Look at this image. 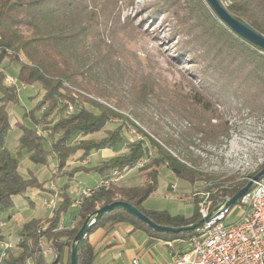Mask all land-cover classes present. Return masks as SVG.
<instances>
[{
  "label": "trees",
  "instance_id": "16d2710c",
  "mask_svg": "<svg viewBox=\"0 0 264 264\" xmlns=\"http://www.w3.org/2000/svg\"><path fill=\"white\" fill-rule=\"evenodd\" d=\"M170 1L164 0V6L169 7L167 16H175L179 29L191 37L188 47L205 58L194 63V76L201 84L199 90L192 85L186 92L181 85L170 87L165 81L133 76L129 66L120 67V60L126 61V53L131 54L129 38L138 32L129 20L121 21L120 0H0V63L7 60L18 64L19 82L38 86L43 92L38 104L15 124L21 135L16 141L17 150H11L8 136L14 125L8 109L18 102L19 93L16 86L6 84L7 71L0 70V222L8 223L11 219L15 197L40 187L36 177L26 178L19 171L25 155L36 165L54 161L58 170L54 178H67L59 187L61 200L47 226L40 228L41 221L35 219L25 223L19 233L18 250L10 254L8 262L70 264L72 244L85 221L98 207L115 201L135 206L160 226L183 227L198 222L202 215L199 201L194 199V213L188 218L143 208L157 192L163 168L190 185L203 183L212 193L211 209L246 185L233 182L214 193V189L227 185L231 179L220 183L215 174L202 169L201 158L189 147L198 135L204 142L229 138L230 129L218 115V106L264 111V50L228 27L206 0H175V5ZM220 1L235 18L264 36V0ZM181 3L185 8L180 9ZM190 51L180 60L193 56L195 52ZM99 99L113 102L117 109H130L137 121L152 130V135ZM153 102L160 110H168L173 119H187L189 127L181 134L163 135V121L145 112ZM70 106L74 107L73 112L69 111ZM25 120L32 127L26 126ZM113 120L122 121L123 125L107 129ZM125 124L141 134V139L130 142L124 135ZM102 132L101 138L84 139ZM123 145L125 152L95 168L79 166L67 170L68 161L74 156L80 155L78 159L83 161L105 149L118 152ZM141 162L143 183L100 187L78 209L71 210L69 189L76 174L94 170L101 180L108 179L115 171L123 173ZM263 180L264 175L259 181ZM253 188L254 185L250 191ZM67 215L73 221L60 228ZM121 223L145 230L153 239L188 240L202 232L199 229L179 234L158 233L126 211L114 210L103 216L87 235L78 264H94L97 259L98 253L89 242L92 233L100 228L112 231ZM42 238L51 246L48 255L40 247Z\"/></svg>",
  "mask_w": 264,
  "mask_h": 264
},
{
  "label": "rangeland",
  "instance_id": "374dc122",
  "mask_svg": "<svg viewBox=\"0 0 264 264\" xmlns=\"http://www.w3.org/2000/svg\"><path fill=\"white\" fill-rule=\"evenodd\" d=\"M182 3L181 7L179 6L180 9L185 8ZM170 4L175 5L178 3L175 0H171ZM119 8L121 9V21L124 23L129 20L138 27L137 34L129 38L128 50H130L131 54L128 56V53H126V61L120 60V67L129 66L133 76L138 75V77H145L148 80H161L163 83L165 81L170 87L175 84L181 85L186 92L192 89V85H195L196 89L199 90L201 84L194 76L197 67L194 63L202 62L205 58L195 48L188 47L187 43L191 37L179 29L180 23L176 21L175 16H167L166 11L169 7L164 6V0H120ZM116 45L118 46L119 43H116ZM191 49L195 52L194 55L189 56L186 60H180L181 56L189 55ZM22 58L24 59L23 56ZM19 69L18 64H12L7 60L0 63V70L7 71L8 76L17 80H19ZM18 88L21 89L18 102L11 104L8 109L13 118V123L14 121H22L25 113L38 104L43 96V92L38 86H26L19 82ZM196 89L195 92L197 91ZM98 101L112 107L117 112L128 117L143 131L151 134L152 130L141 121H137L130 109H117L113 102L103 99H99ZM87 108L97 111L89 106ZM159 108L156 102H153L151 106H146L145 112L157 121H163V135L165 133L181 134V132L189 127L188 122H186L188 121L187 119H173L168 110H160ZM218 111V115L222 121L227 123L230 129L229 138H221L217 142H204L202 141V136L198 135L193 138L194 144H191L189 147V151L201 158L202 169L215 174L220 183L231 179L230 182L226 183L227 185L224 184L223 187L214 189V193H217L221 188H227L233 182L234 184L241 183L247 185L256 175L264 171V111H248L237 107L235 110H232L219 106ZM165 113L169 116H165ZM24 122L26 126L32 127L30 121L25 120ZM13 125L15 130L13 129L8 136V146L11 150L16 151V141L21 135V130L19 127L16 128L15 124ZM120 125H123L122 121L113 120L107 125V129L113 130ZM128 126V124H125V137L130 142L139 139L141 134ZM44 133L47 135V132ZM103 136L104 133L102 132L93 136H87L84 139H97ZM118 150V152L112 150L109 153L114 156L125 152L126 148L123 145ZM25 157L26 155L21 161ZM74 158L72 159L74 161L72 165L78 166L76 164L78 160ZM24 163L22 161V169L25 172ZM126 171L128 173H122L124 178L117 184H139L138 182L141 180L139 168ZM57 172V168H49L42 182L38 180L40 187L35 189H38L40 193L37 192L36 196L42 199H50V195L54 194L53 190H59V182L56 181L57 178H54ZM205 187L203 183L190 185L183 182L163 168L160 171L158 190L144 203L143 208L147 211H167L172 215L191 217L194 213L192 199L199 201L200 209H202V206L210 205L212 207V193L210 191L208 193ZM207 194H209L208 199ZM74 201L71 210L79 208L74 206ZM27 219L25 213L21 214L9 225L0 227V231H3L5 234L15 229L19 223ZM49 219L40 220V228L46 227ZM234 220L235 217L227 218L224 220V223L229 224L234 222ZM14 244L16 247L14 252L16 253L18 243L14 242Z\"/></svg>",
  "mask_w": 264,
  "mask_h": 264
},
{
  "label": "built area",
  "instance_id": "2783aa9c",
  "mask_svg": "<svg viewBox=\"0 0 264 264\" xmlns=\"http://www.w3.org/2000/svg\"><path fill=\"white\" fill-rule=\"evenodd\" d=\"M1 41L0 34V54L3 50ZM5 82L16 86L18 93L20 92L19 80L7 75ZM69 111L73 112L74 107L70 106ZM143 164L141 162L135 168H140ZM123 178L122 172L115 171L111 178L102 179L93 187H80L74 206L80 207L83 200L92 196L98 188L117 184ZM53 192L50 199L43 200L45 208L51 212H54L61 200L60 191L54 189ZM208 196L209 194L207 199ZM212 210L210 205L202 206L200 213L202 217H206ZM232 217H235L234 222L224 223L225 219ZM6 225V222H0V227ZM73 228L74 224L71 226ZM39 244L45 255L51 252V246L44 238L40 239ZM15 249L13 241L0 238V264H14L8 262V259ZM173 264H264V180L255 182L252 191L236 205L224 207L218 214L214 213L210 222L202 228L201 234L187 240V250L179 254Z\"/></svg>",
  "mask_w": 264,
  "mask_h": 264
},
{
  "label": "crops",
  "instance_id": "0c3cea01",
  "mask_svg": "<svg viewBox=\"0 0 264 264\" xmlns=\"http://www.w3.org/2000/svg\"><path fill=\"white\" fill-rule=\"evenodd\" d=\"M17 122L14 121L13 124ZM109 152H112V150L105 149L95 152L83 161H80L78 159L80 155H77L73 158L78 160L76 163L78 166H73V158H70L67 164V170L70 171L79 166L95 168L101 162L107 161L117 155L113 156ZM22 161L23 163L25 162V172L22 169ZM22 161L19 166L20 173L26 178L36 177L41 182L49 168H56L54 161H51L49 165H36L31 163L27 156ZM100 180V175L94 170L76 174L71 181L69 196L72 200H75L80 187H93ZM56 181L59 182L58 184L61 187L66 183L67 178L59 177ZM138 183H143L142 177ZM125 185L135 186L134 184L127 183ZM37 192L40 193L38 189L31 188L25 195L14 198L15 209L7 225L13 222L17 216L24 213L28 219L19 223L15 229L5 234L3 231H0V237L18 243L20 230L25 223L33 219L44 220L52 217V212L48 211L43 204L44 199L36 196L38 194ZM72 221L73 217L67 215L62 225L70 224ZM89 242L98 253L94 264H134V261L137 262L136 264H173L175 258L187 250V240L153 239L145 230L136 229L132 224L128 223L118 224L112 231L100 228L90 235Z\"/></svg>",
  "mask_w": 264,
  "mask_h": 264
},
{
  "label": "water",
  "instance_id": "95a60500",
  "mask_svg": "<svg viewBox=\"0 0 264 264\" xmlns=\"http://www.w3.org/2000/svg\"><path fill=\"white\" fill-rule=\"evenodd\" d=\"M212 9L215 11L217 16L235 33L249 42L261 47L264 50V36L252 30L246 23L235 18L228 10L222 5L220 0H206ZM264 175V171L259 175H256L252 181H250L245 187L240 189L233 197L228 200H224L218 204L213 210L206 216L202 217L198 222L183 226V227H167L156 224L147 215L137 209L135 206L123 202L115 201L111 204L102 205L96 209V211L88 217L81 229L78 231L75 240L71 247L70 264H78L79 254L81 246L83 245L87 235L90 233L96 223L106 214L114 210H124L136 219L146 224L150 229L158 233H173L179 234L189 231H195L203 228L211 220L214 213L218 214L224 207L228 208L236 205L243 197H245L254 183L257 182L261 176Z\"/></svg>",
  "mask_w": 264,
  "mask_h": 264
}]
</instances>
